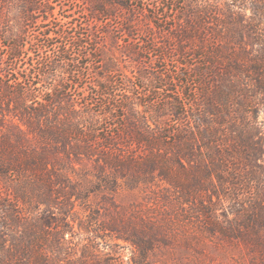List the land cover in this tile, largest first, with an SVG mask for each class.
Returning <instances> with one entry per match:
<instances>
[{"label":"trees","instance_id":"1","mask_svg":"<svg viewBox=\"0 0 264 264\" xmlns=\"http://www.w3.org/2000/svg\"><path fill=\"white\" fill-rule=\"evenodd\" d=\"M84 1L92 22L121 19L128 44L143 47L121 51L138 57L135 77L143 53L186 74L170 79L174 90L163 74L160 88L144 82L163 99L141 103L135 85L116 94L108 77L120 74L105 61L82 93L98 97L88 103L56 82L54 60L8 72L25 44L4 46L0 264H152L157 253L162 264H264V0ZM76 74L67 76L78 87ZM74 162L92 164L91 187L71 179ZM140 185L144 209L111 195ZM77 205L89 213L75 225ZM92 222L130 248L127 261L124 247L90 236Z\"/></svg>","mask_w":264,"mask_h":264},{"label":"rangeland","instance_id":"2","mask_svg":"<svg viewBox=\"0 0 264 264\" xmlns=\"http://www.w3.org/2000/svg\"><path fill=\"white\" fill-rule=\"evenodd\" d=\"M32 1L35 2L36 8H39L35 13L30 11L35 8L31 4ZM87 9L84 0H0V52L2 54L6 53L4 46L12 45L13 41L25 44L21 50L19 60L14 61L11 56L7 57L6 70L8 72L15 70L22 73L29 66H34L38 60L39 62L54 60L57 66L54 74L56 82L69 89L70 94L74 95L78 100L87 96L84 97V101L88 103L98 99V97L92 94L83 96L82 93L93 90L91 85L93 73L95 71L99 72L98 68L105 61L111 62L120 75L128 77V81H125L120 75L108 77L116 82V94L118 95H121L124 90H128L131 85H135V90L132 92L134 97L141 103L151 102L155 98L162 100L163 92L154 95V92L149 87H161L160 83L155 79L159 74L165 75L162 85H167V89L174 90L177 88V85L170 83V79L181 80L179 76L181 73L186 74L185 70L178 73L175 65H171L169 59L166 62L158 61L155 55L146 53L140 55L143 58L142 63H144L142 69L144 77L140 78L137 74V77H135V72L140 68L136 66V61L132 60H137L138 57L136 59L134 57L131 60L121 54L122 50L124 51L126 48L133 46L128 44L133 43L130 41L131 39L124 38L119 31L122 23L121 19L102 24L99 21L96 24L88 18ZM46 10H50V15L44 13ZM26 15L29 16V24L26 22ZM120 16L123 17V14H120ZM91 38H93L92 41ZM131 48L134 49L135 56L140 52L139 49H143L140 46ZM100 52H103L101 57ZM64 59L69 60V62L64 63ZM69 70L76 71V75L79 76L77 78L75 75V79L79 83L78 87L70 85L69 80L72 77L68 78L67 76ZM36 71L32 69V72ZM12 78H14V75ZM144 82L149 86L144 85ZM120 91L121 93H119ZM149 92L151 94L147 97L146 95ZM164 104H161L160 107H163ZM74 164L75 171L69 174L71 179L83 188L91 187L96 182L92 164L90 162H74ZM154 184L157 186L159 183ZM142 187L143 185H140L138 188L130 190L121 186L111 195L114 197L115 202L124 208H129L134 204L138 205L137 208L144 209L147 205V198L144 195L145 191L142 190V192L140 190ZM90 198L92 202L90 209L102 208L96 205L99 201L96 195H91ZM88 213L89 209L77 205V217L74 216L76 218L75 225L80 219L86 222ZM101 213L102 210H100ZM89 225L90 236L95 235V241L100 246L107 245L110 249H115L114 245L124 247L125 249L120 250L118 248L116 250L123 254V258L126 261L130 258V248H127L123 241L116 240L113 236L104 235L102 232H93V228L95 227L96 229L97 227L96 223L92 222ZM164 260L168 261L167 255L163 257L160 253H157L156 256L149 255V261L152 264H162Z\"/></svg>","mask_w":264,"mask_h":264}]
</instances>
